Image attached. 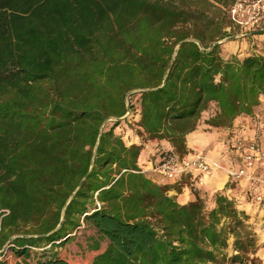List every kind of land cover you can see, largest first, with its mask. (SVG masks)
Segmentation results:
<instances>
[{
	"label": "trees",
	"instance_id": "trees-1",
	"mask_svg": "<svg viewBox=\"0 0 264 264\" xmlns=\"http://www.w3.org/2000/svg\"><path fill=\"white\" fill-rule=\"evenodd\" d=\"M233 2L0 0V264H73L83 224L95 236L78 264H261L227 192L239 181L201 192L183 175L193 199L180 203L144 168L190 156L210 105L206 124L227 128L264 104V53L210 47L233 30ZM133 109L143 140L126 144L115 130Z\"/></svg>",
	"mask_w": 264,
	"mask_h": 264
},
{
	"label": "crops",
	"instance_id": "crops-1",
	"mask_svg": "<svg viewBox=\"0 0 264 264\" xmlns=\"http://www.w3.org/2000/svg\"><path fill=\"white\" fill-rule=\"evenodd\" d=\"M264 108V104L260 105L255 108L256 109H262ZM255 112V111H254ZM245 117L240 116L237 119H235V122L230 127L225 128L223 133L214 132V134H218L219 136H215L213 138V145L209 147L206 146V135L204 134H210L209 131L203 132L202 129L197 128L195 131L191 132L187 135V145L189 148L196 149L198 153H202L206 155L210 160H213L214 162H218L221 166L226 168H232V169H238L243 164L242 157H240V154L235 151V149H232L231 147L236 143L238 140H243L244 142H248L249 140H253L252 136L256 132L260 133L262 131L263 136L261 138H264V113H261L259 116V120L256 122H252L246 125H240V122L245 121ZM234 126H237L235 131L232 130V134L230 133L231 129H233ZM261 128H263L261 130ZM234 135L233 138H231ZM236 135V136H235ZM238 135V136H237ZM262 140V139H261ZM219 150H221L219 152ZM223 150V152H222ZM151 151V150H150ZM154 151H151V154L154 155ZM210 153H214V157L210 156ZM197 154L196 152L191 153L190 156ZM227 156L226 161H222L217 159L216 156ZM153 157V156H152ZM145 161V169H152V158ZM224 157V156H223ZM226 158V157H225ZM146 171V170H145ZM250 174L253 176H264V160H257L255 163V166L252 170H250ZM154 176V175H153ZM153 179L158 182L159 184L163 185H172L175 186V189H172L170 192L177 197V200L180 203H186L189 200L193 199V193L191 192V188L188 185V181L182 177L177 179L175 182L170 181L167 179H164L163 177L157 175L154 176ZM228 181L227 174L225 170L223 169H215L213 173L208 177H202L200 184L197 180L196 186L197 188H200L201 192L203 190H222L226 188V184ZM250 186V181L248 178H243L237 183V188L233 190H228L232 196L236 198L237 205L242 208L244 211H251L250 213L253 215H257V219H259L261 222L264 219V206H259L255 202L252 201V199L247 201L245 198V190L248 189ZM177 188V189H176ZM253 209V210H252ZM254 218V217H253Z\"/></svg>",
	"mask_w": 264,
	"mask_h": 264
},
{
	"label": "built area",
	"instance_id": "built-area-1",
	"mask_svg": "<svg viewBox=\"0 0 264 264\" xmlns=\"http://www.w3.org/2000/svg\"><path fill=\"white\" fill-rule=\"evenodd\" d=\"M233 29L241 33L253 30L264 18V0H234L228 10ZM230 30V28H228ZM242 157L243 164L238 169L224 168L218 162L210 160L206 155L197 153L186 158H178L174 154H165L152 171L159 176L174 181L183 175L197 172L198 183L202 177L210 176L215 169L225 170L228 180L240 181L248 178L250 186L245 195L259 206H264V176L250 174L257 160H264V138L262 140H238L231 147ZM264 234V219L260 222Z\"/></svg>",
	"mask_w": 264,
	"mask_h": 264
},
{
	"label": "rangeland",
	"instance_id": "rangeland-1",
	"mask_svg": "<svg viewBox=\"0 0 264 264\" xmlns=\"http://www.w3.org/2000/svg\"><path fill=\"white\" fill-rule=\"evenodd\" d=\"M248 33H249L248 31L241 33L237 29H233L228 37H226L225 39L220 41L222 43V49H223L222 50V56L224 59H231L233 57L241 58L243 55H247V54L264 53V34H258L252 38L251 37L247 38V39L244 38V37H247ZM134 111H135V109L132 110V112H133L132 115H130V113L128 112L125 116L127 118V120L124 123H122V126H120V128H117L115 130L116 134H119L120 136L123 137L126 144L131 142V140H137V138L139 140H143L140 136H136V132H137L136 131V121L138 119V116H137V112L136 111L134 112ZM215 111L216 110H215L214 105H210L206 111L202 112V114L198 120L197 127H196V129L200 127V129H202L203 132H206V131L210 132V134H207V133L204 134V135H206L205 144H206V146L209 145V147L213 145V138L215 136H219L218 134L215 135L214 132L223 133V131L225 130V128L211 127V126L206 124V121L215 114ZM261 113H264V108L256 109L252 118L245 117L246 120L243 122H240V125H242V124L246 125V124L258 121ZM236 128H238V127L234 126L233 129H231L230 133H228V134H232L233 133L232 130L235 131ZM233 137H234V135L231 138H233ZM219 138H221V137L219 136ZM188 150L191 153H194V152L198 153V151H196V149L189 148ZM220 151L221 150H219V152ZM222 152H223V150H222ZM210 156L214 157L215 155H214V153H210ZM216 157H217V159H219V161L220 160L226 161V159H227V156H225V155H222V156L218 155ZM145 170H146L145 172L149 175H152V176L158 175L157 173L153 172L150 168L145 169ZM176 180H174V182ZM169 195H173V194L171 192H169ZM245 212L250 216L249 221L251 222V224H253V226L255 228L254 233H255V236L257 238L258 244L261 246V248L258 252V256L260 258L261 264H264V234L261 231V227L257 226L258 225L257 222L260 221L259 219H261V218L257 219V215L254 213L252 215L250 213L251 211H248V212L245 211ZM254 224H256V226ZM94 236H95L94 230L91 228H88L84 224L78 229L77 232H75V235L72 237V239L67 244V248H68L67 249V257L71 263L78 264V263H83L86 261V257L88 255L87 246H88V244H90L89 242H90L91 238ZM227 253L230 254L229 248L227 250Z\"/></svg>",
	"mask_w": 264,
	"mask_h": 264
},
{
	"label": "water",
	"instance_id": "water-1",
	"mask_svg": "<svg viewBox=\"0 0 264 264\" xmlns=\"http://www.w3.org/2000/svg\"><path fill=\"white\" fill-rule=\"evenodd\" d=\"M221 42H214V43H212L211 45H210V47H212L213 45H216V44H220ZM177 48H178V46H177ZM176 48V49H177ZM204 51H207V49H205Z\"/></svg>",
	"mask_w": 264,
	"mask_h": 264
}]
</instances>
